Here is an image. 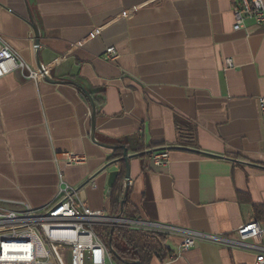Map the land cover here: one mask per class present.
I'll return each mask as SVG.
<instances>
[{"label":"crops","instance_id":"1","mask_svg":"<svg viewBox=\"0 0 264 264\" xmlns=\"http://www.w3.org/2000/svg\"><path fill=\"white\" fill-rule=\"evenodd\" d=\"M238 1L0 0L2 39L53 80L0 77V204L39 208L63 181L115 216L107 182L123 145L130 220L167 236L166 258L150 264H252L255 248L209 238L181 249L186 231L237 239L244 222L264 226V23L234 30ZM160 147L169 161L156 167L144 153Z\"/></svg>","mask_w":264,"mask_h":264},{"label":"built area","instance_id":"2","mask_svg":"<svg viewBox=\"0 0 264 264\" xmlns=\"http://www.w3.org/2000/svg\"><path fill=\"white\" fill-rule=\"evenodd\" d=\"M124 15V13H121ZM234 30L244 27L247 17L264 23L263 0H239L233 8ZM105 58L115 60L118 53L114 47L105 49ZM226 67L233 65L225 60ZM27 70L25 75L35 81L44 78L40 69H32L19 55L11 50L0 35V77L15 70ZM260 118L264 139V95L258 98ZM85 157L67 154L68 163H80ZM156 167L169 161L166 148L152 151L148 157ZM78 189L61 182L55 197L39 208L24 206L14 209L0 204V264H62L55 245H65L70 252V264H114L113 251L98 234L96 227H135V222L121 216H109L104 210H94L78 198ZM237 239L219 235L203 234L193 231L184 232L181 249L187 250L194 245L196 237L209 238L229 246H245L256 249L252 264H264V226L257 220L241 224L235 231ZM257 239L260 245L245 241Z\"/></svg>","mask_w":264,"mask_h":264},{"label":"trees","instance_id":"3","mask_svg":"<svg viewBox=\"0 0 264 264\" xmlns=\"http://www.w3.org/2000/svg\"><path fill=\"white\" fill-rule=\"evenodd\" d=\"M166 147L152 149L160 150ZM167 149V148H166ZM151 152L144 153L148 157ZM141 152V151H140ZM141 153L140 155H143ZM121 156V149H116L113 158ZM125 175V165L120 163L119 174L111 188L110 210L115 216H123L127 219H135L137 210L122 197V180ZM111 228L113 230L111 231ZM106 245L113 251V261L116 264H150L153 256L158 255L160 259L166 258L168 250L166 248L167 236L161 233L145 232L140 229H133L121 226L96 228Z\"/></svg>","mask_w":264,"mask_h":264},{"label":"water","instance_id":"4","mask_svg":"<svg viewBox=\"0 0 264 264\" xmlns=\"http://www.w3.org/2000/svg\"><path fill=\"white\" fill-rule=\"evenodd\" d=\"M34 27V26H33ZM34 31H35V38H36V44H39V35L34 27ZM39 69L41 70L43 76L45 79L49 80V81H53L51 78H49V76L43 71V69L39 66ZM83 92L86 94V96L89 98L90 103H91V116L94 117V113H95V105L94 102L91 98V95L89 92H87L85 89H83ZM93 138V137H92ZM120 147L123 149V153H122V157L120 159H122L125 163V175H124V181H125V193H126V189H127V185L129 182V177H130V173H129V159L131 158V155L128 154L127 148L123 145H120ZM111 165V163H108L106 165H104L102 168L105 169L107 166ZM117 174L118 172L116 170H112L109 172V177H108V187L111 188L117 178ZM120 216V215H118ZM113 230V228H111V231ZM136 264H139L138 262Z\"/></svg>","mask_w":264,"mask_h":264},{"label":"rangeland","instance_id":"5","mask_svg":"<svg viewBox=\"0 0 264 264\" xmlns=\"http://www.w3.org/2000/svg\"><path fill=\"white\" fill-rule=\"evenodd\" d=\"M55 250L59 258L61 259L62 264H70V252L65 245L62 244L55 245ZM86 264H90L88 259Z\"/></svg>","mask_w":264,"mask_h":264}]
</instances>
